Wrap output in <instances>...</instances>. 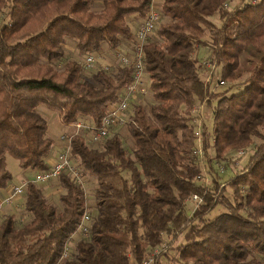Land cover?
Masks as SVG:
<instances>
[{
    "label": "trees",
    "instance_id": "obj_1",
    "mask_svg": "<svg viewBox=\"0 0 264 264\" xmlns=\"http://www.w3.org/2000/svg\"><path fill=\"white\" fill-rule=\"evenodd\" d=\"M150 1L101 0L96 10L94 0H0V15L7 14L0 26V189L12 178L7 155L23 170L48 168L53 141L39 105L56 110L63 124L97 126L132 79L130 66L100 69L96 85L83 75L80 61L66 58V41L81 54L106 44L130 55L135 39L127 18L143 20ZM225 1L162 0L166 21L155 26L161 42L148 37L144 44L146 92L138 95L150 91L153 102L148 111L133 104L125 125L131 153L113 127L100 148L85 141L89 129L71 134L69 158L97 184L89 236L73 234L86 208L76 180L58 174L64 188L59 210L38 183L27 181L24 210L31 219L16 226L13 214L0 211V264H139L166 236L174 250L168 264H264V140L223 186L195 182L200 169L193 162V104L204 100L212 107L210 129L199 136L204 153L210 148L220 159L250 145L252 136L264 139V0H238L232 9ZM214 15L219 24L210 19ZM205 29L212 62L220 66L216 84L244 75L240 91L209 92L200 77L192 53L204 43ZM193 194L202 201L187 216L184 199ZM216 205L225 211L208 217ZM66 243L68 257L60 260Z\"/></svg>",
    "mask_w": 264,
    "mask_h": 264
},
{
    "label": "rangeland",
    "instance_id": "obj_2",
    "mask_svg": "<svg viewBox=\"0 0 264 264\" xmlns=\"http://www.w3.org/2000/svg\"><path fill=\"white\" fill-rule=\"evenodd\" d=\"M162 1V0H161ZM248 1H254V0H248ZM238 0H226L224 2V7H226L227 9H232L237 5ZM93 9H100L101 8V0H94ZM7 19V14L5 11H3V13L0 15V22L3 23L5 20ZM210 19L215 22L216 24H219V18L217 15H214L212 17H210ZM131 19L127 18V22H129ZM161 21H166V17H162ZM160 21V23H161ZM132 25V31L134 32L133 36V40L135 39V31L133 30V24ZM204 43L197 45L196 49L194 50L193 57L196 59V67L199 68L200 70V77L202 79L207 78V74H206V70L204 67H206V63L208 62H212V53L211 52V46H210V40H209V32L208 29H205V33L202 37ZM149 41H154L157 43L161 42V38L158 37V35L156 34V29L155 31H153L152 35L149 37L148 39ZM65 46V56L66 58H71V59H76L78 61H80V57H81V53L75 48L74 43L70 40H67L66 43L64 44ZM144 47V46H143ZM107 48H109L108 50H113L115 48H110L109 46H107L106 44H103V46L101 47L100 51H97L96 53H102V57L104 62H111L110 63V67L105 70L108 72H111V70H114V68L116 67H122L117 65L116 63L114 64V53L113 52H106L108 51ZM144 55V52H143ZM142 55V56H143ZM111 57V58H110ZM144 57V56H143ZM102 68H100V64H97L94 68L91 69H87L84 68L83 69V75H85L86 78L92 80L96 85H98V80L96 78V72L98 70H100ZM219 71H220V66L217 65L216 66V71L215 74L212 75L211 77V81L206 80L205 79V83H207V86L209 88V92H222L224 94H231V93H236L238 91H240L243 88V80H244V75L241 78H238V80H236L235 82L233 81V84H230L229 82H225L224 84H216L217 78L219 77ZM125 92V90H124ZM123 92V95H124ZM122 95V96H123ZM153 102V98L151 96V92L148 91L145 95L139 97V99L135 102V101H129V110L128 113L132 112V105L133 104H140L142 105V107L144 108V110L148 111L147 109L149 108V106L152 104ZM215 100H212V103H214ZM197 106V107H196ZM197 108L198 111L200 112V116H196L199 120L200 123V132L201 131H205V130H209L210 126H211V111H212V107L207 106L205 104V101H199L197 102L195 105L193 104L192 108ZM38 110L46 117L47 119V135H49L50 137L53 138L55 132H57L58 134V130L60 132V138L62 143L60 144V146L58 147V152L61 151L63 145L67 144V137L68 135L72 134V133H76L77 131H75V127L74 126H70L68 124H63L59 117H58V112L56 110H51L46 108L43 105H39L38 106ZM196 110V109H195ZM194 111L191 110L190 115L192 117V120H190V123L193 125V127L195 128V130L198 129V126H196L195 124V118L193 116ZM52 122V123H51ZM56 123V124H55ZM127 123L121 124L118 127H114V132L116 134H118L119 138L121 139L122 142V146L124 147V149L129 153H131V149H132V139L129 136L127 130H126V125ZM79 132V131H78ZM77 132V133H78ZM261 134L264 135V130H260ZM84 134V139L87 142V135L88 133H83ZM200 136V135H199ZM65 137V138H64ZM262 140L261 137H257V136H252V141L250 143V145H248L247 147L244 148H236V149H230L228 150L227 153L224 154V156L222 158H215L214 157V153L212 149H207L206 153L203 152V150L200 148V138H197L196 140V147L201 149V152L199 155H195L194 158V163L198 165L199 169H200V176L197 177L196 179V183L197 184H201L205 187L211 188L214 187V183L219 184V187L223 186L225 184V181H227L230 177H232L233 175L241 172L242 170H244L247 162H248V157L249 155L253 152V150L255 149L256 145L258 143H260ZM103 143L102 142H98L97 144H95L94 147H98L100 148L101 145ZM209 158V159H208ZM6 167L7 170L10 171L12 178L11 180L8 182V186H6V189H2L0 190V200L2 198L5 197L8 188L15 184L16 182H14L16 179L17 181H25L27 179L30 178V176L34 173H32L33 170L28 169V172H26V169H20V167L17 164V160L14 159L12 156L7 155L6 156ZM74 161V160H73ZM74 163H76V167L78 166L77 162L75 161ZM79 169V167H78ZM35 172V171H34ZM123 175L128 177V172L124 171ZM83 177V184L82 187L84 189L85 192V209L87 211H91L94 212L95 211V207L94 206V198H93V193L94 192V188L97 185L96 181L91 178L88 177V175L84 174L82 175ZM23 178V179H22ZM20 181V182H21ZM38 186L41 187L42 189V193L44 195V198L46 199V201L48 203L54 204L56 205L57 209H61L62 204L60 203L59 199H58V194H61L62 192H64V188L63 185L61 184V182L58 180V178H55L53 180L47 181L45 183L42 184H36ZM5 192V193H4ZM4 193V195H3ZM24 193L22 195H20L19 197H17L11 204L7 205V206H3L1 207L2 211V216L5 214H13L14 215V219H15V225L16 226H20L26 222H28L31 219V215L29 213H27L24 210ZM194 195V194H193ZM198 195V194H197ZM217 193L214 194V196L216 197ZM200 196V195H199ZM189 197H186L184 199V205H183V211L187 216H190L192 211L194 210V204L195 202L191 200ZM201 197V196H200ZM226 197L229 199V201L234 199V196L232 195V190L231 189H227V195ZM225 211V208L221 205H216L215 208L210 212V214L208 215V217H212L215 214H218L219 212ZM171 238L166 236L163 238V241L161 244H159L160 247H164L165 249L161 251V253L157 256L156 260L152 263L155 264L156 261L161 260L162 264H168L169 262V258L174 254V250L172 248H170L171 245H169L168 243L170 242ZM150 247L148 248L145 257H147L149 254H151L152 251H154L155 248L159 249L160 247ZM167 255V256H165ZM141 264V263H139Z\"/></svg>",
    "mask_w": 264,
    "mask_h": 264
},
{
    "label": "built area",
    "instance_id": "obj_3",
    "mask_svg": "<svg viewBox=\"0 0 264 264\" xmlns=\"http://www.w3.org/2000/svg\"><path fill=\"white\" fill-rule=\"evenodd\" d=\"M161 6V5H160ZM160 6L156 4L155 0L150 1L149 9L141 21V23L136 28L135 32V40L132 46V53L130 55L117 50L114 52V62L122 67L130 66L132 69V79L130 83L125 85L124 95L116 103H110L107 106L106 112L103 115L101 122L99 125H87L80 121H76L71 123V126L75 127V131H79L80 129H89L90 134L87 138L90 143H98L103 140L109 133L110 127H118L121 124L127 123L129 119V101H137L139 93H145L146 87L144 82V57L143 55V46L147 41V38L150 37L155 31V26L161 20V11ZM6 24L7 21H4L1 24ZM80 62L84 68L91 69L94 68L97 64H100V68L107 70L110 67V62H102L103 57L102 53H87L84 52L81 54ZM209 71L207 74L206 80L210 79L211 73H213L216 68L215 62H208L205 65ZM223 80H219V84H223ZM195 105V104H194ZM197 107V106H196ZM192 108L194 111L193 116H200V112L197 108ZM196 109V110H195ZM199 119L195 118V124L198 126V129L195 130V135H200V123ZM76 132V133H77ZM71 134L67 137V144L63 145L61 151L57 152L56 157L52 163L48 165V168L41 171L34 172L33 176L25 181L13 184L9 187L4 198L0 200V206L11 204L17 197L22 195L25 185L27 181H31L34 183H45L52 178L58 176V174L67 173L74 181L82 186L83 177L76 167V163L71 161L69 158V138ZM65 138V137H64ZM201 149L196 147L193 150V154L199 155ZM191 200L195 202L194 208L201 203L202 197L197 194L191 195ZM0 207V208H1ZM77 227L73 234L77 233L82 235L84 238L89 236V225H90V216L88 211L85 209L82 213L80 220H78ZM67 243L65 244L63 251L60 255V260L68 257ZM160 247V246H159ZM164 247H160L159 249L155 248L154 251L151 252L147 257H145L141 264H152L157 256L164 250ZM163 252V251H162Z\"/></svg>",
    "mask_w": 264,
    "mask_h": 264
},
{
    "label": "crops",
    "instance_id": "obj_4",
    "mask_svg": "<svg viewBox=\"0 0 264 264\" xmlns=\"http://www.w3.org/2000/svg\"><path fill=\"white\" fill-rule=\"evenodd\" d=\"M156 1V4L157 5H161V0H155ZM98 9V8H97ZM96 9V10H97ZM129 18H131V24H133V30L135 31V29L138 27V25H139V23L141 22V20L142 19H140V18H137L136 19V17H133V16H131V17H129ZM133 34H134V32H133ZM126 47V46H125ZM109 48H107V50H108ZM117 50H119L118 48H116L115 47V49H113V50H108V51H106V52H115V51H117ZM111 58V57H110ZM115 61V60H114ZM102 62H104V60L102 61ZM111 63V62H110ZM114 64H115V62H114ZM52 123V122H51ZM56 124V123H55ZM68 125H70L71 126V124H68ZM52 138V137H51ZM52 147H51V150H50V152L46 155V161H47V164H50V163H52L53 161H54V159H55V157H56V154H57V150H58V147L60 146V144L62 143V141H61V138H60V132H59V130H58V134H57V132H55V134H54V136H53V138H52ZM35 171V170H34ZM34 171H32V173H34ZM26 172H28V169H26ZM33 176V174L30 176V178ZM55 178H57V177H55ZM55 178H52L51 180H53V179H55ZM23 179V178H22ZM21 181V180H20ZM20 181H17V179L14 181V182H16V183H19ZM50 181V180H49ZM22 182V181H21ZM15 183V184H16ZM8 186V185H7ZM7 187H5L4 189H6ZM9 189V188H8ZM0 190H2V189H0ZM1 193V192H0ZM5 193V192H4ZM4 193H3V195H4Z\"/></svg>",
    "mask_w": 264,
    "mask_h": 264
}]
</instances>
